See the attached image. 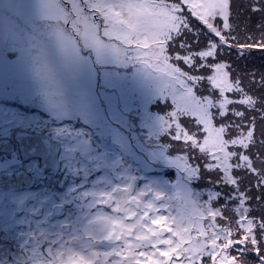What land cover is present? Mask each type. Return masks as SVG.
Returning <instances> with one entry per match:
<instances>
[{"label":"snow or ice","instance_id":"snow-or-ice-1","mask_svg":"<svg viewBox=\"0 0 264 264\" xmlns=\"http://www.w3.org/2000/svg\"><path fill=\"white\" fill-rule=\"evenodd\" d=\"M39 8L61 26L65 46L73 42L64 36L70 30L98 56L125 60L134 53L152 70L167 97L161 103L173 109L162 113L168 138L179 144L169 165L209 184L203 198L176 215L157 209L137 222L113 264H264V73L259 80L256 73L230 75V65L218 62L224 49L243 59L264 48V0L250 2L259 18L254 32L251 17L241 29L251 43L233 35L238 25L230 23L231 0H39ZM201 70L211 74H195ZM204 83L209 94H197ZM192 117L190 124L180 122ZM248 253L256 259L248 260Z\"/></svg>","mask_w":264,"mask_h":264},{"label":"flooded vegetation","instance_id":"flooded-vegetation-1","mask_svg":"<svg viewBox=\"0 0 264 264\" xmlns=\"http://www.w3.org/2000/svg\"><path fill=\"white\" fill-rule=\"evenodd\" d=\"M5 47L9 58L16 56L8 48L19 53L16 44ZM1 88L0 264H113L130 229L156 213L142 207L145 173L114 158L91 114L46 107L34 118ZM131 129L144 134L143 126Z\"/></svg>","mask_w":264,"mask_h":264},{"label":"rangeland","instance_id":"rangeland-1","mask_svg":"<svg viewBox=\"0 0 264 264\" xmlns=\"http://www.w3.org/2000/svg\"><path fill=\"white\" fill-rule=\"evenodd\" d=\"M256 18L258 21V16ZM192 23L196 25L198 22L193 18ZM230 23L239 24L233 20ZM242 28L238 26L233 35L238 33V38L244 42L241 39L245 36ZM64 36L73 42L65 46L61 26L41 15L39 0H0L1 89L12 91L6 96L10 95L17 107L22 106L20 111L24 114L25 109L33 108L31 114L34 118L38 117L35 113L39 114L42 112L40 109L46 107L49 112L59 108L72 112L79 108L80 112L94 116L91 119L97 131L109 138L104 147L113 153L115 159L124 160L130 172L141 170L145 173V181L142 182L145 192L139 190L142 207L145 210L148 207L162 209L166 215H176L185 204L195 201L196 196L200 197L197 189H209V184L206 179H189L169 165L175 159L179 144L174 147V142L168 138L162 113L173 109H169L171 103H161L167 97L160 90L152 70L143 65L134 53H129L125 60L111 53L98 56L95 50L85 49L82 43L75 42L70 30H64ZM187 38L194 40L190 35ZM200 39L202 47L203 37ZM9 43L16 44L19 49L15 58H9L4 52ZM218 62L230 65L221 55ZM177 66L188 71L182 63ZM229 72L230 75L235 73L232 69ZM195 74L211 73L201 70ZM207 89L208 85L204 83L196 91L208 95ZM24 93L31 99L23 98ZM194 119L180 118V122L186 125ZM127 123H130V128L124 126ZM132 124L143 126L144 134L138 136L132 131ZM159 142L164 144L163 149ZM138 149L146 152V159L137 152ZM224 190L229 191L227 188ZM259 191L254 189L253 195L257 196ZM156 194L160 195L155 196L157 202L152 198L146 200V196ZM176 201L182 203L172 209L168 203L176 204ZM247 259L255 260V253H248Z\"/></svg>","mask_w":264,"mask_h":264},{"label":"trees","instance_id":"trees-1","mask_svg":"<svg viewBox=\"0 0 264 264\" xmlns=\"http://www.w3.org/2000/svg\"><path fill=\"white\" fill-rule=\"evenodd\" d=\"M250 2L251 0H231V4H232L231 17L232 18L230 19V21L232 22L233 20L234 22H239L238 26L242 28L246 22H249V18L251 17L253 23H252L251 28H249V31L251 30V32L253 33L255 30L254 23L258 21L256 18L257 15H254L253 12L250 10ZM244 35H246L245 32H244ZM256 38L258 39V37ZM241 39H243V41L247 43L252 42L250 39H245V36H243ZM221 56L229 62L230 69L234 70L235 73H239L238 70L241 71V73L245 77H247L249 73H256L255 79L259 80L260 74L264 73V48L252 49L250 54L247 55L243 59L239 58L236 55V52H234L233 50H223L221 53ZM232 74L233 73L231 72V75ZM245 82H247V80ZM197 94L203 95L200 92H197ZM228 96L230 99L237 98L233 96V94L231 93H228ZM240 110L243 111L244 108L241 107ZM138 134L139 136H141L140 133ZM161 142L164 143V141H161ZM161 142H159L160 143L159 147L163 149L164 144H162ZM137 152L146 159V152L143 149H138ZM197 190L200 191L199 196L203 198L209 189L207 188L203 189L200 187V189H197ZM258 193H261V191H259ZM258 193H257V196H258ZM219 203L223 204V201H220ZM174 205H176L175 202H174ZM252 207H255V205H252ZM225 215L232 217L233 214L231 212H225Z\"/></svg>","mask_w":264,"mask_h":264},{"label":"water","instance_id":"water-1","mask_svg":"<svg viewBox=\"0 0 264 264\" xmlns=\"http://www.w3.org/2000/svg\"><path fill=\"white\" fill-rule=\"evenodd\" d=\"M11 49H7V52H8V54H9V56H11V57H15L16 56V53H17V50L15 51L14 50V48L13 47H10ZM122 191H125V189L124 188H118L117 189V192H118V195L120 196V198H121V200L123 199L122 198V195H121V192ZM180 202V201H179Z\"/></svg>","mask_w":264,"mask_h":264}]
</instances>
